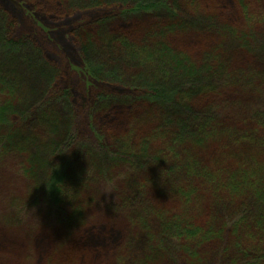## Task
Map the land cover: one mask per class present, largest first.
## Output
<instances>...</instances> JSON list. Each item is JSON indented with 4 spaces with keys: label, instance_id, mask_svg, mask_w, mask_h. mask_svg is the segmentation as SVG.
<instances>
[{
    "label": "trees",
    "instance_id": "trees-1",
    "mask_svg": "<svg viewBox=\"0 0 264 264\" xmlns=\"http://www.w3.org/2000/svg\"><path fill=\"white\" fill-rule=\"evenodd\" d=\"M17 1L52 24L92 14L69 36L94 93L65 88L0 1V165L25 182L0 227L74 240L92 207V232L127 214L136 264H264V0Z\"/></svg>",
    "mask_w": 264,
    "mask_h": 264
},
{
    "label": "rangeland",
    "instance_id": "rangeland-1",
    "mask_svg": "<svg viewBox=\"0 0 264 264\" xmlns=\"http://www.w3.org/2000/svg\"><path fill=\"white\" fill-rule=\"evenodd\" d=\"M0 1H4L10 8L11 21H17L16 36H32L56 61L64 78L63 86L66 88L71 85L72 88L76 87L79 91L80 89L84 90L85 95L92 98L94 91L91 89V85L88 84L89 81L85 79L87 77L82 72L83 66L78 50L70 41L69 36V31L77 26L79 20H90L92 14L83 13L73 17L71 21L52 24L46 21H37L17 0ZM96 87L100 88L97 85ZM122 107L124 106L122 105L119 108V112L125 110H122ZM4 165H0V201H3L4 197L13 194L15 192L13 188L19 186L20 181L22 189L25 183L19 177L18 182L14 181L13 177L16 176L14 174L16 171L14 169L6 170ZM100 190L104 196H110L111 189L109 186H101V189L97 190L99 194ZM21 193H23V190ZM72 204H75V202ZM94 211L92 207L88 212L86 210L88 214L87 229L84 228L85 231L79 232L74 240L68 237L66 231H72L66 228L63 230L60 228V235H56V229L53 227L50 234L49 230L47 231L48 235L44 231V235L42 233L40 238L35 235V238L31 239L21 229L11 228L14 231L9 232V230L0 227V264H119V262L122 264H136L135 262L138 259H143L145 256V252L141 247L143 240L129 222L127 214L124 215L119 212L110 215L107 213L101 225L102 227L97 229L96 232H92V223L103 221L102 218L97 220L100 218L98 216L100 214H96ZM51 212V210L46 211L43 208L27 217L34 224H39L38 228L43 231L44 220L47 224L51 225L53 223ZM108 219H112L113 222L111 223ZM106 223H111V226ZM112 225L116 228V231L110 230ZM26 231H29V229H26ZM80 234H82L83 239ZM131 240H133L131 242L133 244L130 243ZM126 242L130 243L131 246H128ZM136 245L140 246L135 248ZM163 264L171 263L164 262Z\"/></svg>",
    "mask_w": 264,
    "mask_h": 264
}]
</instances>
